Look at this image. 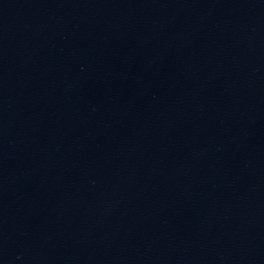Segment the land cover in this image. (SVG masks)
<instances>
[{
  "label": "water",
  "instance_id": "95a60500",
  "mask_svg": "<svg viewBox=\"0 0 264 264\" xmlns=\"http://www.w3.org/2000/svg\"><path fill=\"white\" fill-rule=\"evenodd\" d=\"M0 264H264V0H0Z\"/></svg>",
  "mask_w": 264,
  "mask_h": 264
}]
</instances>
